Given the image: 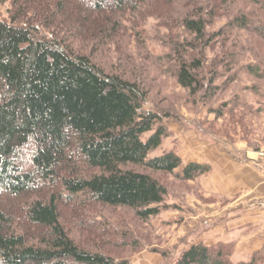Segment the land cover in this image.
<instances>
[{
    "label": "trees",
    "instance_id": "trees-1",
    "mask_svg": "<svg viewBox=\"0 0 264 264\" xmlns=\"http://www.w3.org/2000/svg\"><path fill=\"white\" fill-rule=\"evenodd\" d=\"M0 6V264H130L122 256L148 243L106 211L124 210L129 224L148 227L169 209L173 183L210 173L205 164L184 165L175 148L150 156L170 138L166 122L181 121L170 102L146 108L158 80L183 92L171 91L175 102L213 115L195 125L202 135L264 147V0ZM147 22L158 55L131 67L119 55L126 66L114 70L97 61ZM160 253L164 264H264V246L235 261L233 242Z\"/></svg>",
    "mask_w": 264,
    "mask_h": 264
},
{
    "label": "rangeland",
    "instance_id": "rangeland-1",
    "mask_svg": "<svg viewBox=\"0 0 264 264\" xmlns=\"http://www.w3.org/2000/svg\"><path fill=\"white\" fill-rule=\"evenodd\" d=\"M3 16H6V10L5 7L0 6V18ZM150 23L147 22V25H145L144 27H135V30H128L127 33L128 36H131V39H122V46H120L119 48L117 47V49H120L121 51L117 52L116 44H112L108 48L109 52L107 55H97V61L101 60L103 64L107 66V70H114V66H117V64L122 65V63L120 64L117 60L119 58V55H122V57H120V60L129 61L130 67L131 65L133 66V64H136V62H143L145 57L152 58L153 55H158L159 50L155 45V43H157L155 41L156 31L153 28L155 26H153L154 24L151 25ZM124 49L126 50L125 54ZM125 66L126 65H122L121 67ZM125 70L127 72L131 71H129L127 68H125ZM117 71L121 70L117 68ZM165 81H168L165 87L163 86V84H159L161 83L160 80L157 81V86L153 88L149 95L150 101L147 103L146 108L154 109L153 103L157 104L160 107H168L170 106V104H168L170 102L173 107L177 108L181 121L176 123L174 120H168L166 122L171 134L170 138L168 140H165L161 148L151 153L150 156H158L159 154H161V150H168L172 148H175L176 150H178V148L180 150H183L184 140H188V142H190L191 139L196 141L198 139L199 141L205 142L208 145L225 144L227 146V149H229L231 153L238 151L236 149L238 145L242 147V150L248 149L246 142L239 139V137L235 138V141L231 143L221 137H215L208 134L202 135V132L199 131L195 125L197 124V122H200L204 119L212 120L213 115H209L205 110H201L200 106H197L198 109L195 106L188 108L186 106H183L182 102H179L177 100L175 102V98L177 97H174L171 94V91L175 89L174 82L172 79H166ZM175 92L178 95L183 94V92L177 90V88L175 89ZM247 94L248 93H246V95ZM219 101L220 97L216 98L213 103H218ZM262 123L264 125V120H262ZM217 130L218 128L216 126V131ZM252 152H260L264 155V147H262L257 152ZM254 161L256 163L260 162L262 166L264 162L259 161V159L257 158V154H255L254 158H251L248 161L255 171L261 173L264 176L261 170L253 165ZM208 174L200 177L197 182L190 183L185 186H179L178 184L173 183L171 188L173 190H176L177 192L176 194H171L167 199V205L170 206L169 209L165 210L159 217L151 220L148 227H144L138 224L135 220L131 224H129L127 221L129 216L124 210H121V212L106 211V215H112L113 220L122 222L124 228L120 226V229H133L134 231L137 230L136 236H134V240H138V234V238L143 237L148 243V245H145V243L141 241L138 244V246L140 247L138 250L128 249V253L126 252L122 256V258L127 259L130 264H164L165 261L160 252L164 251L168 256L171 255L172 257H174L183 250L188 249L192 244L202 241L201 236L204 226L202 225L203 216H201V210L203 209V207L218 205L220 208H225L233 202V199L221 197L218 195H207L205 193L202 184ZM192 185L196 186L197 189H194ZM197 195L198 197L201 196L204 200L210 199L211 197H218L219 199L217 198V201L215 202L206 203L202 202L197 197ZM220 198H225L232 201L223 206ZM75 235L77 238L83 240V236L79 233L75 232ZM101 235L103 236V238L101 239L109 240L107 238L105 239V235ZM84 240L86 239L84 238ZM244 257L245 256L243 254H237L235 251L233 259L235 261H245L249 258L247 257L245 259ZM170 259L171 257H169V261Z\"/></svg>",
    "mask_w": 264,
    "mask_h": 264
},
{
    "label": "crops",
    "instance_id": "crops-1",
    "mask_svg": "<svg viewBox=\"0 0 264 264\" xmlns=\"http://www.w3.org/2000/svg\"><path fill=\"white\" fill-rule=\"evenodd\" d=\"M241 148L238 145V151L231 153L225 144L208 145L191 139L184 140V149L177 152L184 165L210 167L202 184L207 195L233 199L225 208L203 207L202 241L206 245L233 242L236 253L246 259L264 246V176L248 162L256 153Z\"/></svg>",
    "mask_w": 264,
    "mask_h": 264
},
{
    "label": "built area",
    "instance_id": "built-area-1",
    "mask_svg": "<svg viewBox=\"0 0 264 264\" xmlns=\"http://www.w3.org/2000/svg\"><path fill=\"white\" fill-rule=\"evenodd\" d=\"M257 158L259 159V161L264 162V155L263 153L257 152ZM253 165L257 168H259L261 170V172L264 174V164L262 166V164L260 162L256 163L255 161L253 162Z\"/></svg>",
    "mask_w": 264,
    "mask_h": 264
}]
</instances>
